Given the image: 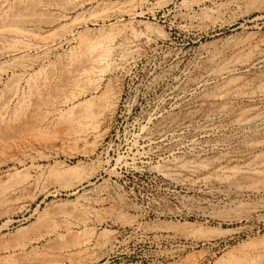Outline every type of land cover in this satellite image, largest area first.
Returning <instances> with one entry per match:
<instances>
[{"label":"rangeland","instance_id":"rangeland-1","mask_svg":"<svg viewBox=\"0 0 264 264\" xmlns=\"http://www.w3.org/2000/svg\"><path fill=\"white\" fill-rule=\"evenodd\" d=\"M0 264H264V0H0Z\"/></svg>","mask_w":264,"mask_h":264}]
</instances>
